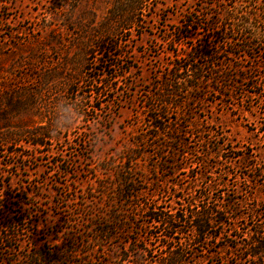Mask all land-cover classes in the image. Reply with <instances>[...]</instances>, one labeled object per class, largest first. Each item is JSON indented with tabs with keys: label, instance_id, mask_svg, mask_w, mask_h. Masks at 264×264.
I'll list each match as a JSON object with an SVG mask.
<instances>
[{
	"label": "rangeland",
	"instance_id": "374dc122",
	"mask_svg": "<svg viewBox=\"0 0 264 264\" xmlns=\"http://www.w3.org/2000/svg\"><path fill=\"white\" fill-rule=\"evenodd\" d=\"M224 4L151 0L130 24L117 0H0V264H32L34 255L51 257L43 264H127V241L131 261L158 264L167 242L150 220L156 202L179 217L189 214L187 202L264 207V59H228L215 71L219 82L180 95L176 103H186L164 120L173 131L156 139L150 128L149 105L177 56L190 51L172 42L181 40L175 31L191 17L199 28L192 39L205 38ZM104 41L121 47L120 58L107 57L131 72H104L93 48ZM91 83L97 94L84 100ZM92 103L98 111L88 110ZM60 104L76 112L74 126L58 129ZM46 128L55 139L35 145ZM130 166L132 188L120 184ZM232 227L192 246L187 264H238L243 252L233 246L244 243L234 236L248 228ZM189 231L176 235L193 238ZM58 251L66 261L53 262Z\"/></svg>",
	"mask_w": 264,
	"mask_h": 264
},
{
	"label": "trees",
	"instance_id": "16d2710c",
	"mask_svg": "<svg viewBox=\"0 0 264 264\" xmlns=\"http://www.w3.org/2000/svg\"><path fill=\"white\" fill-rule=\"evenodd\" d=\"M150 1L151 0H117V4L119 3L121 5V9L117 8V10L123 13V8L126 7L125 11H128L131 17L129 20L131 22L130 24H135L137 19L144 15L143 13L149 6ZM221 1L225 3L221 6L224 12L223 15H220L221 21L207 30L205 38L192 39L194 35L193 32L198 34L199 28H196L198 23L192 20L191 17H187L181 29L175 31V35L177 34L181 40L177 42L174 39L172 42L177 45H188L187 47L190 51L187 54L184 53L177 56L178 62L175 61V63H173L169 73L165 75L164 84L159 88L161 89V93L157 101L155 100L149 105L150 110L156 112V114L151 117L150 125L151 130L157 134L155 136L152 135V137L156 139L159 138L161 134L166 136L167 133L173 131L172 124H170L169 121L164 122V120L166 118L170 120L173 115H177L178 112L176 109L179 111L186 103V101L176 103L180 95L190 97L196 91L205 90L204 83H209L210 80L219 82L220 77L215 71L221 69L225 62H228V59L235 57V59L239 60L247 56L253 57L257 61L264 59V11L261 2L259 0H250L243 3L241 0H235L233 1V6L226 9V0ZM125 24H128V22H125ZM187 40H193L195 43L200 42V44L194 47L192 42L191 45H189L190 41ZM93 48L96 50V54L98 56L100 55V58H103L102 64L106 66L104 72L109 66L113 69L123 71V76L132 71L131 67L123 70L124 63H115L111 59H108L107 56H109V58L111 56H119L120 58L117 52L121 47L117 46V43H110L108 41L102 43L94 42ZM209 72H211L212 78L204 82L206 81L205 73ZM95 79L96 78L93 77V80ZM191 80H193L192 83H190ZM81 82L83 83L84 79L81 80ZM88 88L90 90L83 94L84 100L88 99L87 94H97L95 86L92 83L88 85ZM72 93L73 96L74 94H78L76 88H73ZM87 108L88 110H99V107L94 103ZM36 134L37 133L33 134V136ZM39 136L38 140L41 139L42 141L36 142L35 145H42L43 139H55L53 130L49 128H46V132L39 134ZM8 140L9 139H5L4 141ZM132 158H134L133 155ZM131 171L132 167L130 166L126 171L120 172L122 177L120 184L125 183L128 188H132L134 182V179L131 177ZM122 192L126 194V191L123 190ZM127 196H129V194ZM206 197L207 196L204 195L202 198L205 199ZM123 198L128 200V197L123 196ZM162 204L163 203L156 202L154 206L148 209L151 213V223L157 224L156 226H158L160 230L159 234L163 236L166 240L165 242H167V244L165 243L163 245L165 253L160 257L158 264H187L190 262L187 255L192 246L200 243L203 244V240L212 236V230L216 227L218 229H225L229 226V230L233 232L234 227L232 226L238 222H244V225H247L248 228L247 233H243L242 236H240L239 233H235L234 236L235 240H241V242L244 243V247H240L242 245L239 246L238 244L233 246V248L237 250L241 248L243 252L244 258L240 257L238 264H264V207L254 204V200L245 199L243 204H238L237 202L228 203V205H225V207L221 209H217L211 204L199 207V209L197 206L195 209L193 208V203L187 202L186 208L189 210V214L186 213L181 217L177 215L178 212L174 213V215H170V210H167V207ZM99 217L103 218L106 217V215L101 211ZM118 218L119 217L115 216V220L120 221ZM247 218H249V221H247ZM179 223L181 224L180 226ZM186 225H188L190 229L189 232L191 234L194 233V237L183 240L182 237L176 234L182 235V229ZM233 234L234 233H230L232 236ZM220 235L221 234L218 236ZM218 236L215 237L218 238ZM244 236L247 237L244 238ZM103 237V232H101L100 238L102 239ZM140 242L141 240L138 239L137 250H142L143 253H147V249H141ZM127 243L129 244L127 249L128 253L124 258L121 257V260L127 264H140L139 260L135 261L134 258L133 261H131L133 257V252L130 250L132 241H127ZM60 252L61 251H58L56 256L52 257L55 258L53 261L54 263L67 260L65 255L60 254ZM50 258L51 257L47 255H34L30 257L29 260H31L30 262L32 264H43L45 260L50 261Z\"/></svg>",
	"mask_w": 264,
	"mask_h": 264
},
{
	"label": "clouds",
	"instance_id": "9594fccd",
	"mask_svg": "<svg viewBox=\"0 0 264 264\" xmlns=\"http://www.w3.org/2000/svg\"><path fill=\"white\" fill-rule=\"evenodd\" d=\"M57 111L59 113L58 129L60 128H70L75 125L78 120L76 112L69 106L60 104L57 106ZM59 134V133H58Z\"/></svg>",
	"mask_w": 264,
	"mask_h": 264
}]
</instances>
